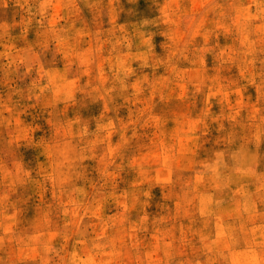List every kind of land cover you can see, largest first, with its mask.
<instances>
[{
  "label": "rangeland",
  "instance_id": "1",
  "mask_svg": "<svg viewBox=\"0 0 264 264\" xmlns=\"http://www.w3.org/2000/svg\"><path fill=\"white\" fill-rule=\"evenodd\" d=\"M0 264H264V0H0Z\"/></svg>",
  "mask_w": 264,
  "mask_h": 264
}]
</instances>
